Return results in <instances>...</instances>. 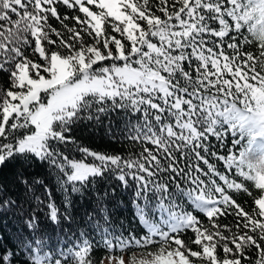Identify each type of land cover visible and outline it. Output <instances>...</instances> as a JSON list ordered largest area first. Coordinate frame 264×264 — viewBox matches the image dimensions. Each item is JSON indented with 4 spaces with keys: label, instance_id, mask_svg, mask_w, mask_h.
<instances>
[{
    "label": "trees",
    "instance_id": "obj_1",
    "mask_svg": "<svg viewBox=\"0 0 264 264\" xmlns=\"http://www.w3.org/2000/svg\"><path fill=\"white\" fill-rule=\"evenodd\" d=\"M133 1L135 39L107 13L98 33L76 2L0 0V129L21 64L46 72L52 53L75 63L97 45L121 54L93 66L160 71L181 97L88 93L54 122L42 157L16 150L35 127L12 112L0 130V264H98L163 243L196 263L264 264L263 185L231 157L239 133L224 114L237 107L264 128V39L234 26L228 0ZM87 149L117 161L70 179Z\"/></svg>",
    "mask_w": 264,
    "mask_h": 264
},
{
    "label": "rangeland",
    "instance_id": "obj_2",
    "mask_svg": "<svg viewBox=\"0 0 264 264\" xmlns=\"http://www.w3.org/2000/svg\"><path fill=\"white\" fill-rule=\"evenodd\" d=\"M74 1L87 10L90 22L98 33L103 31L105 13L122 21L123 28L130 38L135 39L143 33L141 29L143 25L134 13L133 0ZM230 2L229 13L234 18L235 24L238 27L246 25L250 32L264 38V7L260 5L259 0H230ZM92 5H98L102 10L98 11ZM148 43L151 48H156L154 43ZM37 48L41 54L45 55L39 40ZM119 54L121 51L114 52L111 46L104 48L102 45H97L91 49L85 60L83 57H77L75 63L58 53H52L50 65L44 66L46 72H40L36 65L34 73L27 63L21 64L16 72L19 88L11 91L12 101L5 109L0 130L12 112L24 113L35 128L18 140L16 150H29L42 157L47 151L46 140L53 131L54 122L64 115L71 114L77 102L88 93L116 95L134 85L155 93L159 92L164 98L173 96L176 98L175 105L180 106L181 97L176 95L160 71L146 70L127 61L109 60L100 65L92 64ZM96 69L100 72H96ZM226 117L227 121L235 124L237 131L242 133V137H245L233 157L251 171L252 177L264 183V151L262 148L257 149L260 148L257 138L261 136L259 133L261 131H251L256 128L252 123L251 129L248 128L249 124L242 122L240 113L235 109L228 110ZM87 155V158L72 161L70 179L85 180L91 175L101 173L111 162L117 161L116 155L92 149H87ZM120 175L123 177L122 173ZM258 204L264 217V189L263 195L258 198ZM52 214L55 216V210H52ZM212 251L211 248L206 249L208 254ZM98 264H233V262L213 258L210 262L196 263L178 245L163 243L146 251L109 255Z\"/></svg>",
    "mask_w": 264,
    "mask_h": 264
}]
</instances>
